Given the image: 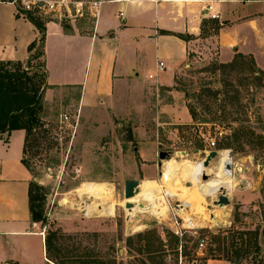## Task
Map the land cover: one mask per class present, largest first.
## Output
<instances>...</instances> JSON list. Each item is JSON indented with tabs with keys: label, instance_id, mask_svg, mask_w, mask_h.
<instances>
[{
	"label": "rangeland",
	"instance_id": "rangeland-1",
	"mask_svg": "<svg viewBox=\"0 0 264 264\" xmlns=\"http://www.w3.org/2000/svg\"><path fill=\"white\" fill-rule=\"evenodd\" d=\"M8 1L13 2H5ZM88 16L93 18L91 14ZM41 19L47 22L49 17ZM208 20L217 21L209 17ZM211 26L206 25L208 32ZM249 61L246 59L245 66L225 72L216 58L191 59L189 65L166 73L173 74L172 86L148 84L131 90L127 102L120 105L122 115L115 117L102 141L95 140L94 131L101 123L77 119L74 110L60 102L44 111V126L31 137L24 159L32 182L44 188L47 221L38 224L39 228L45 235L49 230L57 231L63 256H86L98 264H192L194 261L207 264L209 260L231 258L229 248L235 233L245 232L256 235L262 252L258 256L252 250L235 264H264V144L257 143L264 136V76L253 73ZM215 92L219 94L214 96ZM190 106L196 111V118L189 122L186 120ZM65 114L69 122L63 121ZM201 126L212 133L219 128L227 129L217 148L234 154V187L227 191L230 205L221 210L219 206L212 207L218 195L210 194L206 201L202 194L192 193L195 185L190 178L178 177L177 163L184 175L204 157L200 152L206 146L199 138ZM242 128L253 132V138H242L239 142L231 139ZM100 142L107 143L105 150L110 149V154L102 157L107 159L104 163L98 157ZM153 144L160 151L172 152L164 161V164L170 161L172 169L167 182L161 181L160 171L157 174L155 168L152 177L132 167L135 159L138 164L141 161L140 149L149 153ZM149 158L153 159L152 165L159 161L158 155ZM214 161L210 168L213 172L220 160ZM133 175L142 181L141 204L133 205L130 221L126 203H134V199L125 200L124 182ZM83 183L112 193L111 215L97 211L88 216V205H109L92 194L85 199L79 196L77 189ZM193 197L196 203L191 200ZM168 200L173 208L179 202L177 211L194 218L199 227L177 239L172 232ZM209 207L217 209L218 217L207 210ZM158 212L162 216L156 219L152 214ZM210 217L215 221L207 222ZM199 237L205 238L207 245L197 255ZM46 264L54 263L47 258Z\"/></svg>",
	"mask_w": 264,
	"mask_h": 264
},
{
	"label": "crops",
	"instance_id": "crops-1",
	"mask_svg": "<svg viewBox=\"0 0 264 264\" xmlns=\"http://www.w3.org/2000/svg\"><path fill=\"white\" fill-rule=\"evenodd\" d=\"M209 4L220 14L217 22L222 28L217 34L202 35L203 22L210 21L204 12ZM88 17L64 21L49 17L46 22L43 61L49 88L44 111L60 102L73 109L77 119L101 123L94 129L95 140L102 141L110 132L131 90L148 84L172 86V73L191 59L216 58L226 64L242 54L264 71V0H107L98 18ZM39 37L31 21L18 17L15 4L0 0L1 61L25 62L29 45ZM160 61L167 69L156 81L150 80ZM191 120L189 113L186 121ZM25 137L23 130L0 135V264L47 261L45 233L31 221L32 174L23 163ZM105 144H99L101 163L110 154ZM157 146L153 144L149 153L141 148V161L135 159L132 167L145 176L153 177L154 168L159 174V161L152 165L149 158L159 154ZM138 178L133 175L125 182ZM224 263L230 264L224 260L207 264Z\"/></svg>",
	"mask_w": 264,
	"mask_h": 264
},
{
	"label": "trees",
	"instance_id": "trees-1",
	"mask_svg": "<svg viewBox=\"0 0 264 264\" xmlns=\"http://www.w3.org/2000/svg\"><path fill=\"white\" fill-rule=\"evenodd\" d=\"M6 1V0H2ZM12 2V1H8ZM24 15L40 32V37L31 43L28 47L29 57L25 62L21 61H1L0 60V135L10 134L13 131L23 130L26 133L24 157L29 147L31 137L38 128H42V115L44 113V95L49 88L48 72L43 61L44 58V42L46 38V22L36 13H24L18 11V17ZM212 25L211 31L206 30V25ZM222 28L217 21H204L202 24V35L217 34ZM184 40H188L189 36H180ZM249 59L251 70L253 73L264 76V71L260 70L254 59L249 56L238 54L235 59L230 62L220 64V68L225 72L234 71L239 66H245L244 60ZM34 60H42V62L34 64ZM229 86V85H228ZM229 92V91H228ZM219 92H215L217 96ZM190 115L196 118V111L190 106ZM254 133L246 128L237 130L232 134L231 139L239 142L242 138L252 139ZM258 138V137H257ZM257 143L264 144V136H260ZM24 165L27 167L25 159ZM43 187L37 183H31L29 189V209L32 223L44 224L47 221L44 212L45 195ZM59 234L57 231H47L45 235V249L47 258L54 264H98L96 261L89 260L86 256H75L74 258H66L62 255V248L58 245ZM214 236V235H212ZM235 240L229 248L231 258L225 260L230 264H235L237 260L250 255L252 250L258 256L261 255L262 247L253 233H240L234 235ZM178 239V238H177ZM50 257H54L52 260ZM218 260H221L220 258Z\"/></svg>",
	"mask_w": 264,
	"mask_h": 264
},
{
	"label": "built area",
	"instance_id": "built-area-1",
	"mask_svg": "<svg viewBox=\"0 0 264 264\" xmlns=\"http://www.w3.org/2000/svg\"><path fill=\"white\" fill-rule=\"evenodd\" d=\"M19 2V4H18ZM13 4H18L17 10H21L24 13H36L41 18H48V17H55L60 21H63L68 18H78V17H84L88 14H91V16L98 18L100 13V8L104 1L102 0H13ZM204 12L208 15L209 18L213 20H218L220 18V14L214 11V6L212 4H209L205 9ZM24 17V15H21ZM121 16H123L121 12ZM166 65L164 62L160 61L157 66V72L155 74L149 75L150 80H157L158 75L160 73H163L166 70ZM63 121L69 122L70 118L68 115L62 116ZM200 127V126H199ZM204 126H201L199 130V138L203 143L206 144L205 148L200 151L201 154L204 156L202 157L199 162L196 163H202L205 161L206 157L209 155L212 151H217L220 155L223 152H229V150H221L217 148L218 141H221L228 133L227 129L225 128H219L217 132L212 133L210 130H205L203 128ZM220 157V156H219ZM220 159V158H219ZM160 171L161 181L166 182V176L164 175L165 171V164L162 163ZM203 174H200V178L202 180ZM204 182V181H202ZM205 183V182H204ZM220 189V188H219ZM215 193V195H221L220 190ZM218 196L217 199H218ZM167 201V198H166ZM179 205L180 203L177 202ZM177 205V204H176ZM176 205L172 206L170 201L168 200V206L170 207L172 211V232L177 238H183V236L190 232L189 230H195V227H189L186 224V221L184 218H181L182 216L179 214V212L176 209ZM207 245V241L205 238L199 237L198 238V248H197V255H200V253H203L205 247ZM192 264H197L196 261H194Z\"/></svg>",
	"mask_w": 264,
	"mask_h": 264
},
{
	"label": "bare ground",
	"instance_id": "bare-ground-1",
	"mask_svg": "<svg viewBox=\"0 0 264 264\" xmlns=\"http://www.w3.org/2000/svg\"><path fill=\"white\" fill-rule=\"evenodd\" d=\"M219 158H220L219 159L220 162L218 163L219 166L214 168V172L210 168L213 165L212 163L215 161H212L208 168H205L202 163H197L199 165L195 169H192L191 171H189L188 173H186L184 175L181 174L182 166L179 163H177L176 167H177V169H179L178 177L179 178H184V177L190 178L191 181L195 185V189L192 190V193H194L195 195L202 194L203 196L201 198L206 200V201H207L206 197H208V195H210V194L214 195L218 191L219 188H225L227 191H230L234 187V180H233V176H232L234 174V171L233 170L229 171L228 169H226V166H227V164H231L233 166V161H231L229 159L227 152H223ZM171 170L172 169L170 168V161H166L165 162V171H164V175L166 176V179H164V180H167V181L170 180L171 175H172V173H170ZM201 173L203 175L206 174V175L210 176L209 180H211L210 181L211 183L200 182L201 181V178H200ZM198 182L200 183V185L198 184ZM141 185H142V181L140 183L139 194L133 198L134 204H136V203L141 204V202H139V200H140L139 196L141 195ZM77 191L79 192V196H81L84 199H85L86 195L92 194L97 199L105 200L107 202V204L109 205V206H106L103 203H95L96 205H91V204L88 205V216L93 215L97 211L102 212V214L104 216L112 214L111 206H112V202H113V195L110 191L103 190V189H95L94 187H92L91 185H89L87 183H83V187L78 188ZM103 197H104V199H103ZM210 197H212V196H210ZM191 200H195V202H193V203H196V201H197L196 198H194V197ZM208 206H210V205H208ZM153 208H155V206ZM224 208L225 207H220V210L224 209ZM187 210H188V208H187ZM207 210L211 213L213 212L212 214L217 216L216 215L217 209L209 207ZM127 211H128V215H129L128 219L130 221L133 220V214L131 212L132 210L128 209ZM160 214L161 213L158 212V213H153L152 215L155 216L156 219H158L162 216V215L159 216ZM181 216H185L186 224L189 227H199V226H196L194 218H192L190 216L187 217L186 215H181ZM130 217H131V219H130ZM208 221L214 222L215 220L214 219L212 220V218L210 217V218H207V222Z\"/></svg>",
	"mask_w": 264,
	"mask_h": 264
},
{
	"label": "water",
	"instance_id": "water-1",
	"mask_svg": "<svg viewBox=\"0 0 264 264\" xmlns=\"http://www.w3.org/2000/svg\"><path fill=\"white\" fill-rule=\"evenodd\" d=\"M172 155V152H167V151H160L158 154V158H159V162H158V169H161L162 167V163L167 160L168 158H170ZM220 154L217 151H212L209 153V155L206 157L205 161L203 162V166L205 168H208L211 164L212 161H214L215 159L219 158ZM228 157L231 161L234 160V154L232 151L228 152ZM226 169H228L229 171L233 170L234 171V167L231 164H227ZM209 177L208 175L204 174L202 177V180L204 182H208L209 181ZM140 180H129L127 182H125L124 184V198L125 200H131L134 197H136L139 194L140 191ZM221 192V195L218 196V199L213 203L212 207H225L230 205V199L228 197L227 194V190L225 188H220L219 189ZM134 203L129 202L126 203V209H132ZM179 204L177 203L176 207ZM210 207V208H212ZM264 238V237H263Z\"/></svg>",
	"mask_w": 264,
	"mask_h": 264
}]
</instances>
